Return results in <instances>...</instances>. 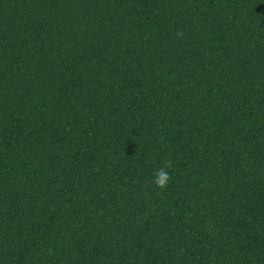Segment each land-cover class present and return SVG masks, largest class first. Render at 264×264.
Wrapping results in <instances>:
<instances>
[{"label":"trees","instance_id":"obj_1","mask_svg":"<svg viewBox=\"0 0 264 264\" xmlns=\"http://www.w3.org/2000/svg\"><path fill=\"white\" fill-rule=\"evenodd\" d=\"M0 264H264V0H0Z\"/></svg>","mask_w":264,"mask_h":264},{"label":"clouds","instance_id":"obj_2","mask_svg":"<svg viewBox=\"0 0 264 264\" xmlns=\"http://www.w3.org/2000/svg\"><path fill=\"white\" fill-rule=\"evenodd\" d=\"M178 35H180V33H178ZM169 166L170 162H168L165 167L158 168L154 173L153 183L158 189L166 188L171 179L170 174L165 170V168Z\"/></svg>","mask_w":264,"mask_h":264}]
</instances>
